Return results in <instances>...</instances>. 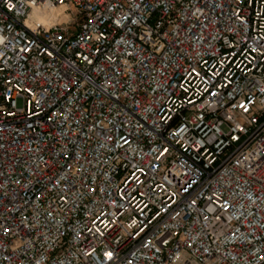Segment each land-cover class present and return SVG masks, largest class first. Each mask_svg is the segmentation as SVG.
Segmentation results:
<instances>
[{
  "label": "built area",
  "instance_id": "1",
  "mask_svg": "<svg viewBox=\"0 0 264 264\" xmlns=\"http://www.w3.org/2000/svg\"><path fill=\"white\" fill-rule=\"evenodd\" d=\"M0 264H264V0H0Z\"/></svg>",
  "mask_w": 264,
  "mask_h": 264
},
{
  "label": "bare ground",
  "instance_id": "2",
  "mask_svg": "<svg viewBox=\"0 0 264 264\" xmlns=\"http://www.w3.org/2000/svg\"><path fill=\"white\" fill-rule=\"evenodd\" d=\"M63 8L64 6H51L47 4L39 7L34 6L31 8L26 23L30 24L32 21H35L44 27H49L56 22L68 18V15L63 13ZM62 14L64 17L61 16Z\"/></svg>",
  "mask_w": 264,
  "mask_h": 264
},
{
  "label": "rangeland",
  "instance_id": "3",
  "mask_svg": "<svg viewBox=\"0 0 264 264\" xmlns=\"http://www.w3.org/2000/svg\"><path fill=\"white\" fill-rule=\"evenodd\" d=\"M65 8L66 7L64 6L63 13H66L68 15V18H66L65 20H61L59 22H56V23H61L62 25H66V26H68L69 30H73L74 26L73 25H67V24L69 23L68 22L69 17L70 16L72 17V15H75V10H73V8H69V10H65ZM61 16L64 17L63 14ZM17 105H20V101H17Z\"/></svg>",
  "mask_w": 264,
  "mask_h": 264
}]
</instances>
